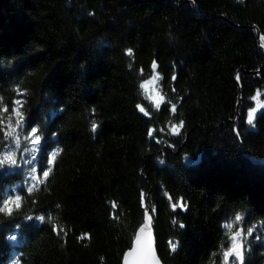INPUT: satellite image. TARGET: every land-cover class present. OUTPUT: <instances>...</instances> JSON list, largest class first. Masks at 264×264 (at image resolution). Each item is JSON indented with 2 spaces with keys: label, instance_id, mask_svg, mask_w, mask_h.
Masks as SVG:
<instances>
[{
  "label": "trees",
  "instance_id": "16d2710c",
  "mask_svg": "<svg viewBox=\"0 0 264 264\" xmlns=\"http://www.w3.org/2000/svg\"><path fill=\"white\" fill-rule=\"evenodd\" d=\"M261 45L264 0H0V158L17 160L0 207L22 197L0 213V264H122L146 209L163 264H226L231 233L253 224L244 264H264ZM154 72L159 108L140 87Z\"/></svg>",
  "mask_w": 264,
  "mask_h": 264
},
{
  "label": "snow or ice",
  "instance_id": "6c2138e0",
  "mask_svg": "<svg viewBox=\"0 0 264 264\" xmlns=\"http://www.w3.org/2000/svg\"><path fill=\"white\" fill-rule=\"evenodd\" d=\"M262 47H264V45H261ZM127 54L129 56H132V49H128L127 50ZM129 67L131 68V65H129ZM152 69H156L157 68V64L155 63V61L152 63L151 65ZM142 71V70H141ZM153 79H155V77H153ZM173 79H175V77H173ZM237 80H239V74H237ZM152 81L149 80L146 84H141L140 87L141 88H147L148 84H151ZM19 91V90H17ZM22 95V94H21ZM257 96H259V92H257ZM253 99H256V97H253ZM15 103L17 105L21 104V100L17 99L15 101ZM139 111L141 113H144L145 116H148V112L145 111V108L141 105H137ZM157 108H159V103H157L156 105ZM262 107H264V105H262ZM5 112L8 111L7 108L4 109ZM94 111V110H93ZM171 111L174 113L176 111V105L173 104L171 106ZM16 112V116L18 117L16 120V125L17 127H20L22 124V121L24 119L23 114L19 111V109L15 110ZM257 113V108L253 107L251 109L248 110L247 112V119H246V123L248 125H252L254 126V119ZM10 119V118H9ZM10 126V125H9ZM183 126V121L180 122L179 127ZM30 135H25V140H30L31 144L33 145H41V140L42 137L44 135L43 131L37 126V127H30L29 129ZM91 130L93 133L96 132L97 130V124L95 120L91 121ZM236 131V135L237 137H239L240 133L238 129H234ZM16 131V129H13L12 131L7 133L8 137H12L13 133ZM24 129L21 128V132H23ZM152 131L154 130H149L148 135L151 137L152 136ZM173 132H176L178 134V128H173L172 130ZM39 133V134H38ZM15 145H19L20 144V139L19 136L16 137L15 139ZM58 153H52L51 159L49 160V164H55L56 162V158H57ZM28 164H31L33 161L32 160H28L26 161ZM163 162V161H161ZM17 164V160L14 158L13 154H6L4 155L3 158H0V170H4L3 172H0V175L3 174H7L8 172L12 171V168H6L5 166H15ZM30 171L32 173L36 172V169H30ZM52 171V168L49 167L47 170H41V176L43 177V179L39 180L40 184H45V181L47 180V178L50 175V172ZM34 179H36V177H34ZM35 188V184H33L31 187L27 188V193H31L33 191V189ZM21 196L20 195H16L15 197H7L5 199H3L2 204L3 206L0 207V213H7L8 215H12V208L10 207L11 204H14L17 208L20 207V201H21ZM184 207L183 202H180L179 204H172V208L176 209L177 207ZM112 207H115V204L112 205ZM152 212H155V208H152ZM146 214H147V209H146ZM27 219L31 220L33 217L28 216L26 217ZM37 220L43 222L45 220V216L40 215L35 217ZM147 220H151V216H147ZM233 220L235 222H240L242 220V216L241 214H235L233 217ZM175 223V221H174ZM261 226H264V223H262ZM148 227V224L145 223L143 227L140 228V235L136 236V247H134L131 251H129L126 255V264H153L154 261V255L152 252V246H151V239L150 236H144L143 233L145 232V228ZM180 228H184L185 225L183 224H179ZM223 227L225 229L231 230L234 227V223H225L223 225ZM257 226L255 224L249 226L247 228V234L245 235V230L243 227H241L239 230L231 233L230 235V246L223 252V257L224 260L227 264L229 258L234 257V259H232L231 264H244V244L247 242L248 238L253 236V232L255 230ZM256 240H260L261 239V235L257 234L255 236ZM179 241H169V245L171 247V250L174 252L176 251L178 245H179ZM221 247H223V245H221ZM131 258V259H129Z\"/></svg>",
  "mask_w": 264,
  "mask_h": 264
},
{
  "label": "water",
  "instance_id": "95a60500",
  "mask_svg": "<svg viewBox=\"0 0 264 264\" xmlns=\"http://www.w3.org/2000/svg\"><path fill=\"white\" fill-rule=\"evenodd\" d=\"M147 1H150V0H131V2L133 4H138V5H139V3H143V2H147ZM258 34L260 35L259 32H258ZM261 50H262V48H261ZM253 74H256V73H253ZM237 84H239L238 81H237ZM240 112L241 111H240V105H239L238 106V116H240ZM147 216H151L149 212L145 215L144 224L147 223L148 227L145 228V232L143 233V235L144 236H150L152 252H153V255H154L153 264H163V262L160 259L159 253L157 252V241H156L155 229H153V218L151 217V220L149 221V220H147ZM144 224L137 229L138 231L136 233V236L140 235V228L143 227ZM136 236H135V239L133 240L132 247L130 249H128L127 252H125L122 264H126V259L125 258H126L127 253L129 251H131L134 247H136ZM129 259H131V258H129Z\"/></svg>",
  "mask_w": 264,
  "mask_h": 264
},
{
  "label": "rangeland",
  "instance_id": "374dc122",
  "mask_svg": "<svg viewBox=\"0 0 264 264\" xmlns=\"http://www.w3.org/2000/svg\"><path fill=\"white\" fill-rule=\"evenodd\" d=\"M153 77H155V79H153ZM159 78L160 77H159L158 73L157 72H154L153 76L150 79H148L147 81H145L143 84H146L149 80H151L152 83L151 84H148L147 88H142V92L145 93L146 97L148 99H150L152 102H157V103H159L161 101V94H160V91L158 89L159 88V83H160ZM238 86L240 87V83L238 84ZM237 111H238V109H237ZM239 117L240 116H238V119H239ZM34 146H32V149H33ZM28 160H33V157H31V155L28 156ZM34 177H36V179H34ZM37 178L38 177H37V174L36 173H32L30 175V180H32V182H35L37 180Z\"/></svg>",
  "mask_w": 264,
  "mask_h": 264
}]
</instances>
